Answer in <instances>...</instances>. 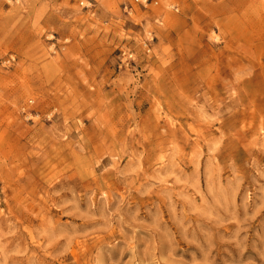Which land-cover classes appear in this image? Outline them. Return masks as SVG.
<instances>
[{"label": "rangeland", "instance_id": "374dc122", "mask_svg": "<svg viewBox=\"0 0 264 264\" xmlns=\"http://www.w3.org/2000/svg\"><path fill=\"white\" fill-rule=\"evenodd\" d=\"M0 264H264V0H0Z\"/></svg>", "mask_w": 264, "mask_h": 264}]
</instances>
